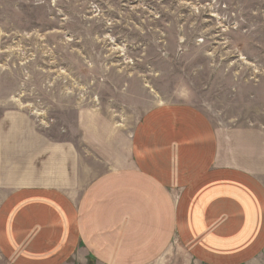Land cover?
Here are the masks:
<instances>
[{"label":"crops","instance_id":"0c3cea01","mask_svg":"<svg viewBox=\"0 0 264 264\" xmlns=\"http://www.w3.org/2000/svg\"><path fill=\"white\" fill-rule=\"evenodd\" d=\"M26 122L0 143V264H264V125L158 105L79 151Z\"/></svg>","mask_w":264,"mask_h":264},{"label":"rangeland","instance_id":"374dc122","mask_svg":"<svg viewBox=\"0 0 264 264\" xmlns=\"http://www.w3.org/2000/svg\"><path fill=\"white\" fill-rule=\"evenodd\" d=\"M183 104L264 125V0H0V143L17 149L26 120L97 150Z\"/></svg>","mask_w":264,"mask_h":264}]
</instances>
